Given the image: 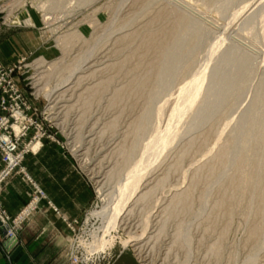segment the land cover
<instances>
[{"label":"rangeland","instance_id":"1","mask_svg":"<svg viewBox=\"0 0 264 264\" xmlns=\"http://www.w3.org/2000/svg\"><path fill=\"white\" fill-rule=\"evenodd\" d=\"M189 1L264 50V0ZM0 14L27 34L26 54L11 65L21 62L15 80L36 121L22 140L25 159L49 145L89 184L83 217L62 216L73 228L65 223L69 260L74 252L87 264H118L125 254L137 264H264L261 53L168 0H0ZM40 58L59 66L42 72ZM135 170L144 176L125 220L104 235L93 213L114 205ZM33 196L10 216L27 212ZM109 235L115 241L101 250Z\"/></svg>","mask_w":264,"mask_h":264},{"label":"crops","instance_id":"2","mask_svg":"<svg viewBox=\"0 0 264 264\" xmlns=\"http://www.w3.org/2000/svg\"><path fill=\"white\" fill-rule=\"evenodd\" d=\"M0 14V63L11 66L26 54L27 34L19 26L3 24ZM50 152V153H49ZM1 160V154H0ZM70 160L61 153H52L46 145L36 154L25 159L27 170L33 180L44 189L46 197L43 205L32 212L22 228L17 232L18 244L8 250L2 249L4 230L0 236V264H72L66 254L67 234L65 221L82 218L91 200L89 184L84 174L74 168ZM31 185L20 175L13 176L0 197L3 207L11 215L20 212L34 195ZM50 200L60 214L46 205ZM8 255V256H7ZM120 262V263H119ZM118 264H137L135 260L123 255Z\"/></svg>","mask_w":264,"mask_h":264},{"label":"built area","instance_id":"3","mask_svg":"<svg viewBox=\"0 0 264 264\" xmlns=\"http://www.w3.org/2000/svg\"><path fill=\"white\" fill-rule=\"evenodd\" d=\"M20 63L14 66H4L0 63V195L9 180L14 175L21 174L23 179L28 180L35 188L36 197L33 196L32 206L27 212L24 210L20 213L18 219L10 216L0 199V236L4 230V244L1 246L3 250L18 244L17 232L22 228L21 224L29 213L38 207L39 201L46 197L23 167L25 155L31 148L23 146L22 140L28 134L30 127L36 125V121L27 114L31 110V105L26 101L23 91L15 80L16 74L21 70ZM37 138L39 137H35L34 140ZM64 221L73 229L67 220ZM69 257L72 264H87L83 254L80 257L78 253L75 255L71 252Z\"/></svg>","mask_w":264,"mask_h":264},{"label":"bare ground","instance_id":"4","mask_svg":"<svg viewBox=\"0 0 264 264\" xmlns=\"http://www.w3.org/2000/svg\"><path fill=\"white\" fill-rule=\"evenodd\" d=\"M168 1L171 4H173L175 8H178V10H180L184 14L188 15L189 18H192L194 20H197L198 22L202 23V25H206V26L212 27L215 30L217 28H219V27L223 28L224 33H220V37H222L224 40H230L231 37H233L234 41L236 40L235 42L238 43L237 46L243 48V50L245 52H247L251 56H254L256 58H259L261 56L260 57L261 62L264 64V50L261 49L259 46H257L254 42L249 41V39H247L246 37H244L238 31H235L234 33H230V32L228 33V30H227L228 27L226 25L222 26L219 21L215 20L211 15L207 14L206 12H204L202 9H200L195 4L191 3L189 0H168ZM197 2H198V0H197ZM203 4H205V3H203ZM47 19L50 20L49 17H47ZM27 23H31L32 24V20L29 19L27 21ZM256 53H257V55H258V53H261V55L260 56L258 55L259 57H257L255 55ZM57 66H59L58 63H56V62H49V63H47V61L44 58H40V59H38V60L35 61V67L36 68H38V69H42V68L45 69V68H47V69L43 70L42 72H44V71L49 72L50 69L51 70L56 69ZM39 80H40V78H37L36 79V83H39ZM44 90H45L44 87H39L38 88V92L39 93H41ZM53 92H55V91L54 90L53 91H48V92H46V94H47V96H49V98H51V97H53ZM175 132L176 131H174V133L172 132L173 134L172 133L171 134H167V136H166L167 138L164 137L163 140H161V141L164 142V140H165L166 141L165 143L169 142L170 139H172L175 136ZM163 136H164V134H163ZM153 145L154 144L152 143V146ZM153 147H152V149H153ZM154 149H155V147H154ZM162 149H163V147H162ZM159 150L160 149H159V146H158V151ZM158 151H156V152H158ZM155 153L153 155H156ZM151 159H152V157H151ZM142 175L144 176V174H141V172L139 170H135V171L130 172L128 174V176L126 177V179H125L126 181L124 183H121L119 185L118 195L114 199V205L112 207H110V208L109 207L108 208L107 207H103L100 211H97V210L94 211V213H93L94 216H99L100 218H103V220L106 222L105 225H104V227H102V229L104 230V232H103L104 235L111 234L110 232L112 230H114L116 227H118L120 225V223H123V221L125 220L124 219V215L126 214V211L128 210L127 205L129 203L130 199L132 198V196L139 189V187H140L139 183H140V181L142 179ZM99 191H100L101 195L103 196V199H106L108 194L105 193V191H103L102 189H100ZM143 195H145V194H143ZM143 234H144V232H142V235ZM142 235L140 237H135L136 236L135 235L131 239L123 240L122 241V244L124 246H126V245H129L130 243H132L134 241H135L134 243L136 244L141 239ZM111 237L112 236H110V239L109 238L107 239L106 237L102 238V241H100V244H98V245H100L101 250H104L106 248V246H108L109 244L110 245L113 244V242L115 240L113 238H111ZM142 246L140 245L139 248L142 249L143 248ZM90 249H91V247H90Z\"/></svg>","mask_w":264,"mask_h":264}]
</instances>
